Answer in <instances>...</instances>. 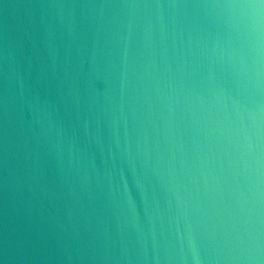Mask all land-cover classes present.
Listing matches in <instances>:
<instances>
[{
  "label": "water",
  "instance_id": "water-1",
  "mask_svg": "<svg viewBox=\"0 0 264 264\" xmlns=\"http://www.w3.org/2000/svg\"><path fill=\"white\" fill-rule=\"evenodd\" d=\"M0 264H264L261 0H0Z\"/></svg>",
  "mask_w": 264,
  "mask_h": 264
},
{
  "label": "snow or ice",
  "instance_id": "snow-or-ice-1",
  "mask_svg": "<svg viewBox=\"0 0 264 264\" xmlns=\"http://www.w3.org/2000/svg\"><path fill=\"white\" fill-rule=\"evenodd\" d=\"M261 3L264 4V0H261Z\"/></svg>",
  "mask_w": 264,
  "mask_h": 264
}]
</instances>
